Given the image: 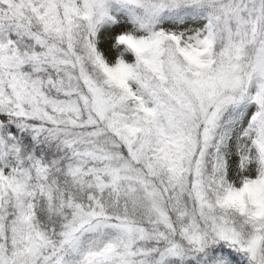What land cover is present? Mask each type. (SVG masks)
<instances>
[{
  "label": "snow or ice",
  "instance_id": "obj_1",
  "mask_svg": "<svg viewBox=\"0 0 264 264\" xmlns=\"http://www.w3.org/2000/svg\"><path fill=\"white\" fill-rule=\"evenodd\" d=\"M0 264H264V0H0Z\"/></svg>",
  "mask_w": 264,
  "mask_h": 264
}]
</instances>
